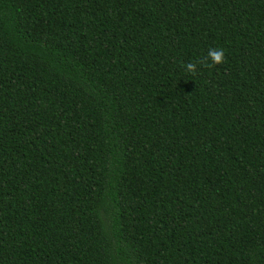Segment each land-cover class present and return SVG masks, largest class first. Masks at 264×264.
<instances>
[{
  "label": "trees",
  "instance_id": "1",
  "mask_svg": "<svg viewBox=\"0 0 264 264\" xmlns=\"http://www.w3.org/2000/svg\"><path fill=\"white\" fill-rule=\"evenodd\" d=\"M0 264H264V0H0Z\"/></svg>",
  "mask_w": 264,
  "mask_h": 264
},
{
  "label": "clouds",
  "instance_id": "2",
  "mask_svg": "<svg viewBox=\"0 0 264 264\" xmlns=\"http://www.w3.org/2000/svg\"><path fill=\"white\" fill-rule=\"evenodd\" d=\"M209 56L211 58L212 64H221L224 61V52L221 49H216V50H210L209 51ZM194 66L192 64L188 65V68L191 70Z\"/></svg>",
  "mask_w": 264,
  "mask_h": 264
}]
</instances>
